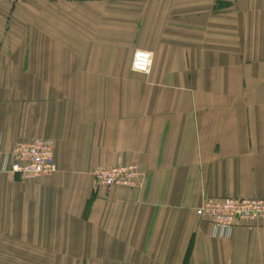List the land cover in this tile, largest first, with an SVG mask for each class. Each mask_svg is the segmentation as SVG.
Segmentation results:
<instances>
[{"label":"crops","instance_id":"obj_1","mask_svg":"<svg viewBox=\"0 0 264 264\" xmlns=\"http://www.w3.org/2000/svg\"><path fill=\"white\" fill-rule=\"evenodd\" d=\"M34 138L56 171L0 164V264H264V219L195 213L264 199V0H0V151ZM125 163L140 188L92 175Z\"/></svg>","mask_w":264,"mask_h":264},{"label":"built area","instance_id":"obj_2","mask_svg":"<svg viewBox=\"0 0 264 264\" xmlns=\"http://www.w3.org/2000/svg\"><path fill=\"white\" fill-rule=\"evenodd\" d=\"M153 54L151 51L136 49L133 52L130 68L134 72L149 74ZM53 141L34 138L17 141L6 152L0 151L2 170L18 175L22 180L44 177L56 171L53 159ZM144 174L135 163L118 164L112 167H97L92 170L96 182L106 188L116 185L140 188ZM196 215L210 223L212 233L218 237L230 236L232 230L245 222L264 219L263 198L225 197L215 199L205 197L195 208ZM113 264H135L119 262Z\"/></svg>","mask_w":264,"mask_h":264}]
</instances>
